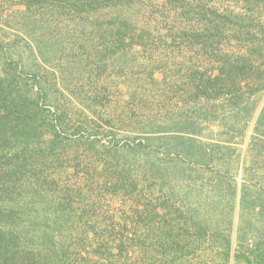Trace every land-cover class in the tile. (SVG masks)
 <instances>
[{
  "label": "rangeland",
  "instance_id": "rangeland-1",
  "mask_svg": "<svg viewBox=\"0 0 264 264\" xmlns=\"http://www.w3.org/2000/svg\"><path fill=\"white\" fill-rule=\"evenodd\" d=\"M240 2L0 0V264H264V89L190 82Z\"/></svg>",
  "mask_w": 264,
  "mask_h": 264
},
{
  "label": "trees",
  "instance_id": "trees-1",
  "mask_svg": "<svg viewBox=\"0 0 264 264\" xmlns=\"http://www.w3.org/2000/svg\"><path fill=\"white\" fill-rule=\"evenodd\" d=\"M240 3L242 12L239 14H218L217 11L204 8L195 14L201 20L203 29L200 33L192 32V41L193 44L204 45L206 54L211 53L213 41H216V45L220 43L226 31L232 34L238 44L246 43L245 55L234 59L214 56L212 60L216 66L202 74L193 73L194 80L190 79L193 93H200L207 100L235 97L244 88L250 94L264 89V22L260 21V8L264 7V2L242 0ZM191 27L194 29L195 26ZM203 35L207 36L205 40L201 38ZM198 80V85H195L194 82ZM247 263L252 264L250 260Z\"/></svg>",
  "mask_w": 264,
  "mask_h": 264
}]
</instances>
